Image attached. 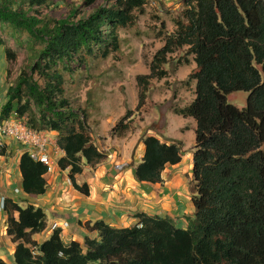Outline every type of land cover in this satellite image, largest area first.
Returning <instances> with one entry per match:
<instances>
[{"label": "trees", "instance_id": "obj_1", "mask_svg": "<svg viewBox=\"0 0 264 264\" xmlns=\"http://www.w3.org/2000/svg\"><path fill=\"white\" fill-rule=\"evenodd\" d=\"M98 6L85 19L72 8L66 18L42 17L39 9L47 0H0V24L12 34L29 38L43 47L8 88L1 121L16 117L38 132H57V144L65 156L61 170H69L74 189L90 195L88 184L76 176L86 166L97 167L108 159L88 131L86 119L69 109L64 73L72 65L85 64L90 55L107 58L120 48L118 31L133 26L144 15L147 0H111ZM96 0H85L84 6ZM186 23L178 20L176 31L154 56L149 75L137 78L140 110L150 82L167 77L163 66L169 55L187 48L197 72L195 99L175 113L197 123L191 189L194 218L186 229L173 219L140 213L138 223L114 228L103 220L80 222L96 238L83 244H66L61 230L38 242L35 236L47 228L41 208L21 207L5 201L7 234L16 245L12 263L0 264H264V0H183ZM33 12L34 14H31ZM1 45V42H0ZM9 61L16 55L6 50ZM38 75L44 80L41 85ZM249 93L248 105L239 109L228 103L230 93ZM132 112L112 129L123 137ZM145 148L135 167L140 183L162 184L168 166L182 162L180 142L160 140L155 135L141 139ZM7 155L5 146L0 157ZM22 191L28 196L47 192L49 168L25 152L19 160Z\"/></svg>", "mask_w": 264, "mask_h": 264}, {"label": "rangeland", "instance_id": "obj_2", "mask_svg": "<svg viewBox=\"0 0 264 264\" xmlns=\"http://www.w3.org/2000/svg\"><path fill=\"white\" fill-rule=\"evenodd\" d=\"M47 1L49 4L39 9L41 13L39 15L53 19L68 17L72 8L81 11L77 19H85L96 7L108 6L112 3L111 0H96L95 5L87 7L84 6L85 0ZM185 11L183 0H147L144 15L137 13L138 18L133 26L118 31L119 50L112 52L107 58L100 54L90 55L82 65L76 60L72 65L73 71L64 73V89L65 98L69 101V109L86 119L88 131L97 147L106 153L117 152L115 167L119 157L125 161L136 159L138 164L141 162L140 151L143 143L140 141L145 135H155L160 140L180 142L183 153L180 170L183 184L180 181L174 187L180 186L178 191L182 190L181 196L187 199L188 207L193 210L194 192L191 189V181L197 123L193 118H185L175 113L176 109L188 107L195 99L197 81L192 80L190 76L198 69L194 57L187 54V48L168 56L167 64L163 66L167 71V77L162 80H151L145 104L137 110L140 93L137 78L151 73V62L165 45L168 36L176 31L177 21L186 23ZM0 42V56L7 61L5 83L9 88L25 68L36 62L33 55L43 45L34 41L32 44L34 52H30L28 36L20 34L16 37L8 25L2 24H0ZM7 49L15 53V60H8ZM35 79L44 85V80L38 75H35ZM227 99L229 104L243 109L248 105L249 93L233 92L227 96ZM6 100L7 95L5 101H2L6 102ZM130 111L132 114L127 122L129 129L126 135L121 138L113 137L112 129ZM112 159L108 156L105 162ZM89 176L88 173L79 175L78 183L82 185L88 182ZM22 206H27V203L23 202ZM179 218L182 217L178 216ZM48 224H50V216ZM127 226L129 227V224H126ZM62 237L65 239L64 236Z\"/></svg>", "mask_w": 264, "mask_h": 264}, {"label": "crops", "instance_id": "obj_3", "mask_svg": "<svg viewBox=\"0 0 264 264\" xmlns=\"http://www.w3.org/2000/svg\"><path fill=\"white\" fill-rule=\"evenodd\" d=\"M6 62V59L0 56L1 101H5L8 88L5 83ZM44 134L51 140L46 153L53 162V166L46 175L48 187L43 196H28L22 191L23 180L19 160L23 153L29 152L28 147L4 138L0 134V143L7 149V155L0 157L2 194L21 207H24L22 203L26 202L27 206L41 208L47 216V228L43 233L35 236L36 241L43 242L52 231H56L52 230L54 224L58 225L57 230H61V236L65 237L63 241L66 244L72 241L83 244L86 236L96 238L97 234L88 232L80 226V222L103 220L114 228H126V224H129V227L136 225L138 219L135 216L145 213L149 216L169 217L174 220L178 228L186 229L188 221L193 219L194 207L193 210L188 207L187 199L181 196L182 190L178 191L180 186L174 187L180 181L183 184V175L180 172L183 161L165 169L162 174L164 181L162 184L140 183L136 181L134 175L138 160L125 161L119 157L117 162L124 167L122 170H117L114 165L117 152L113 154L108 152V156L113 158L111 161L94 168L86 166L84 172L80 174H90L89 181L86 182L90 195L85 196L74 189L69 170L63 171L58 166L59 159L65 156L64 151L57 144L58 133L45 131ZM144 151L145 148L142 145L140 153L144 155ZM78 176H76L77 183ZM49 216L50 224H48ZM178 216L182 218L178 219ZM15 250L16 245L7 234L6 214L0 213V260L12 263Z\"/></svg>", "mask_w": 264, "mask_h": 264}, {"label": "built area", "instance_id": "obj_4", "mask_svg": "<svg viewBox=\"0 0 264 264\" xmlns=\"http://www.w3.org/2000/svg\"><path fill=\"white\" fill-rule=\"evenodd\" d=\"M3 102L0 101V113L2 110ZM0 134L2 137L13 140L20 145L28 147L31 157L37 161L44 163L51 171L53 162L47 155V147L51 144V140L46 137L44 132H38L28 128L21 120L16 117H12L7 120L1 121L0 119ZM3 145L0 143V148ZM123 165H116L117 170H122ZM6 197L0 190V213L5 212ZM59 227L57 224L52 226V230H57Z\"/></svg>", "mask_w": 264, "mask_h": 264}]
</instances>
